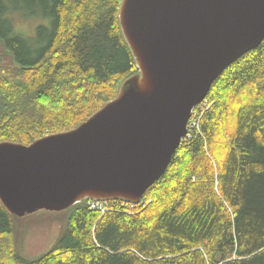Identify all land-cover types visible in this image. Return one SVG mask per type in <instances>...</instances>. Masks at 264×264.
I'll list each match as a JSON object with an SVG mask.
<instances>
[{
  "label": "trees",
  "instance_id": "obj_1",
  "mask_svg": "<svg viewBox=\"0 0 264 264\" xmlns=\"http://www.w3.org/2000/svg\"><path fill=\"white\" fill-rule=\"evenodd\" d=\"M107 2L0 0V142L75 128L138 73L121 0ZM11 11L49 24L33 38L15 35ZM210 98L199 131L132 214L120 201L105 214L84 201L19 219L0 202V264H264V41L221 74ZM59 214L55 245L26 257L29 225Z\"/></svg>",
  "mask_w": 264,
  "mask_h": 264
},
{
  "label": "water",
  "instance_id": "obj_2",
  "mask_svg": "<svg viewBox=\"0 0 264 264\" xmlns=\"http://www.w3.org/2000/svg\"><path fill=\"white\" fill-rule=\"evenodd\" d=\"M138 73L73 129L0 142V202L19 219L84 201L139 204L213 83L264 41V0H121Z\"/></svg>",
  "mask_w": 264,
  "mask_h": 264
},
{
  "label": "rangeland",
  "instance_id": "obj_3",
  "mask_svg": "<svg viewBox=\"0 0 264 264\" xmlns=\"http://www.w3.org/2000/svg\"><path fill=\"white\" fill-rule=\"evenodd\" d=\"M108 3L107 0H101ZM8 6V5H7ZM28 10V9H27ZM20 11H11L7 18L12 22L14 34L24 38H33L39 27L47 25L48 20L39 16L23 17L19 15ZM78 21V20H77ZM68 30V27H65ZM209 97V96H208ZM210 102L213 100L210 98ZM209 103H205L206 108ZM231 119L229 120V124ZM229 127V126H228ZM65 215V214H64ZM33 216V215H32ZM30 217V216H28ZM56 221H46L42 224L40 222L29 225L28 231L22 237V253L28 258H35L48 252L57 242L60 237L63 226L66 222V217L59 214L55 216Z\"/></svg>",
  "mask_w": 264,
  "mask_h": 264
},
{
  "label": "built area",
  "instance_id": "obj_4",
  "mask_svg": "<svg viewBox=\"0 0 264 264\" xmlns=\"http://www.w3.org/2000/svg\"><path fill=\"white\" fill-rule=\"evenodd\" d=\"M205 103H209V105L206 108H204ZM212 105H213V102H210V99L208 98L197 107L193 117L190 120L189 127H188V133L182 139L181 145L186 144V141L190 139V136L194 131H199L201 118H202L203 114L212 107ZM88 206H89L90 210L100 212L101 214H105L110 210L109 203H105V202L90 201L88 203ZM122 206L126 207L125 210L129 214H132V212L134 211L133 209L135 208V206H137V204L122 203Z\"/></svg>",
  "mask_w": 264,
  "mask_h": 264
},
{
  "label": "bare ground",
  "instance_id": "obj_5",
  "mask_svg": "<svg viewBox=\"0 0 264 264\" xmlns=\"http://www.w3.org/2000/svg\"><path fill=\"white\" fill-rule=\"evenodd\" d=\"M221 76V75H220ZM88 201V203L90 202L89 200H87ZM80 204V203H79Z\"/></svg>",
  "mask_w": 264,
  "mask_h": 264
}]
</instances>
